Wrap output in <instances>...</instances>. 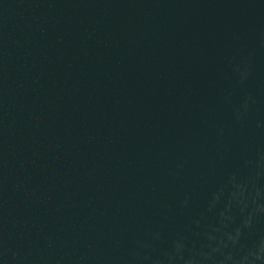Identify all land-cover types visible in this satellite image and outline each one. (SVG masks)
I'll return each mask as SVG.
<instances>
[{
    "label": "water",
    "instance_id": "95a60500",
    "mask_svg": "<svg viewBox=\"0 0 264 264\" xmlns=\"http://www.w3.org/2000/svg\"><path fill=\"white\" fill-rule=\"evenodd\" d=\"M0 264H264V0H0Z\"/></svg>",
    "mask_w": 264,
    "mask_h": 264
}]
</instances>
